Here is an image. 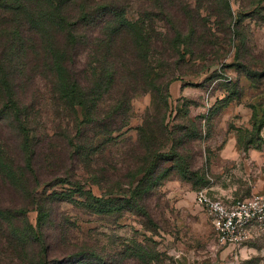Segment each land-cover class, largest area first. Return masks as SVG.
<instances>
[{
  "label": "rangeland",
  "instance_id": "1",
  "mask_svg": "<svg viewBox=\"0 0 264 264\" xmlns=\"http://www.w3.org/2000/svg\"><path fill=\"white\" fill-rule=\"evenodd\" d=\"M227 1L232 12L231 32L227 35L216 23L217 11L212 13L204 5L200 14L208 27L197 31L195 39L199 40L190 46L194 55L185 57L168 83L171 135L166 148L179 150L183 165L167 161L159 171L170 168L165 180L157 183L159 172L152 178L143 199L151 222L135 214L137 211L100 212L86 203L89 196L122 199L119 193L129 190L124 174L126 170L134 173L133 167H137L131 153L139 141V129L154 116L163 93L159 83L153 80L146 91L129 95L126 123L119 119L122 127L110 137L99 136L93 125L83 128V135L74 142L94 148L88 164L69 145L67 136H73L74 122L51 95L46 66L31 64L24 76L19 74L16 83L29 108V136L36 153L37 193L51 216L38 222L39 212L30 203L23 218L10 226L1 223L0 264H37L33 259L41 248L15 241L10 234L17 228L44 238L51 264H264V231H253L239 246H219L209 218L195 201L202 188L222 200L264 192V126L260 125L264 120V4ZM189 2L196 7L197 0ZM142 4L143 0L129 4V21L137 20ZM148 25L154 33L165 32L161 20ZM209 29L211 44L207 42ZM183 49L189 51L186 44ZM86 60L83 53L78 64ZM129 61L131 64L132 58ZM132 66L133 75L118 80L122 88H131L140 80L139 63L127 64L128 71ZM112 98H104L106 106L113 104ZM77 113L82 120L80 108ZM186 127L189 139L185 138ZM1 134L14 153V125L6 124ZM9 196L6 205L12 206ZM79 256L85 258L81 263Z\"/></svg>",
  "mask_w": 264,
  "mask_h": 264
},
{
  "label": "trees",
  "instance_id": "2",
  "mask_svg": "<svg viewBox=\"0 0 264 264\" xmlns=\"http://www.w3.org/2000/svg\"><path fill=\"white\" fill-rule=\"evenodd\" d=\"M131 2L133 0H0V224L10 226L23 218L30 203L35 204L39 212L38 222L51 216V210L44 205L46 202L38 197L39 175L29 136V108L16 83L19 74L24 76L25 69L31 70V64L35 67V63H40L42 69L46 66L52 87L50 93L74 122L73 136H67L69 145L74 154L85 156L88 164L94 148L74 142L83 135V128L93 125L99 130V136L110 137L121 129L119 119L126 123L129 95L146 91L153 80L163 88L165 94H159L154 116L147 118L139 129V141L131 153V161L137 167H133L134 173L126 170L124 174L129 184V190H120L124 198L89 196L86 203V207H96L100 212L113 213L121 208L137 211L135 214L151 222L143 199L150 190L152 178L167 161L183 165L180 151L166 148L171 135L167 123L168 83L174 79L185 57L194 55L190 46L199 40L195 39L197 31L208 27L200 9L205 5L212 13L217 11L216 23L227 35L231 32L232 12L227 0H197L196 7H192L189 0H143L137 20L131 22L126 17ZM255 4L260 6L264 0H256ZM154 20L163 22L164 33H154L149 28L148 23ZM208 34L207 42L211 44L210 29ZM185 44L192 54L183 49ZM83 53L87 60L85 64H78ZM134 61L139 63L140 80L131 88H122L118 80L133 75L134 67L128 71L127 64L130 66ZM106 96L114 98L113 104L106 106ZM78 108L83 112L82 120L78 117ZM8 123L14 125L17 132L14 153L1 134ZM260 125L264 126V120ZM178 129L184 130L183 127ZM188 130L186 127L185 136ZM169 169L156 174L157 183L165 180ZM9 195L13 199L12 206L6 205ZM21 229L24 228L14 229L10 236L17 242L22 240L39 246L41 253L33 263L49 264L44 238ZM83 259L78 257L80 263Z\"/></svg>",
  "mask_w": 264,
  "mask_h": 264
},
{
  "label": "built area",
  "instance_id": "3",
  "mask_svg": "<svg viewBox=\"0 0 264 264\" xmlns=\"http://www.w3.org/2000/svg\"><path fill=\"white\" fill-rule=\"evenodd\" d=\"M195 201L209 218L219 246H239L253 231H264V192L243 199L222 200L202 188L196 192Z\"/></svg>",
  "mask_w": 264,
  "mask_h": 264
},
{
  "label": "crops",
  "instance_id": "4",
  "mask_svg": "<svg viewBox=\"0 0 264 264\" xmlns=\"http://www.w3.org/2000/svg\"><path fill=\"white\" fill-rule=\"evenodd\" d=\"M262 193H263V192L260 191V192L254 193L253 195H255V194H262ZM250 196H251V195H250Z\"/></svg>",
  "mask_w": 264,
  "mask_h": 264
}]
</instances>
